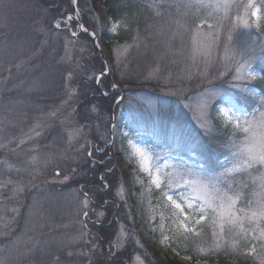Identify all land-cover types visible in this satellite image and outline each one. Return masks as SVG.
<instances>
[{
  "label": "trees",
  "instance_id": "1",
  "mask_svg": "<svg viewBox=\"0 0 264 264\" xmlns=\"http://www.w3.org/2000/svg\"><path fill=\"white\" fill-rule=\"evenodd\" d=\"M21 1L24 18L12 28L18 35H28L33 28L34 21H31V17L27 18L33 12H28L33 3L40 4L51 15L49 19L62 22V26L69 16L73 18L75 15L72 0ZM192 3L193 0H78L80 20H71L70 27L81 25L87 29V33H78L77 39L82 48L75 49L72 62L63 60L64 50L60 37L56 38V42L49 41V47L37 46L32 50L37 53V59L32 60L30 66H37L36 74L42 75L51 85L44 88L45 92L26 97L33 102L27 118L32 126L31 134L36 135L41 166L38 169L37 185L28 192L20 212L24 216L27 207H31L37 199L36 205L44 214L40 219L41 224H51L42 235H54L53 232H56L64 236V239L75 237L80 240L75 246L62 250V255H67L64 264H155L141 246L140 234L128 203L121 198L123 179L116 168L113 149L110 147V125L121 111L130 108L134 98L139 95L159 104L164 100L173 102L181 99L182 102H187L207 90L229 88L231 81H227L232 78V73L225 80H217L212 76L201 81L197 77L205 75L189 76L184 52L179 53V49L170 48L166 42L163 44V38L160 40L156 37L157 29L165 19L182 20L192 30L205 17L208 24L213 26L222 22V13H215L208 8L189 7ZM255 3L257 7H261L264 0H256ZM246 4V0H236L235 8L241 9ZM95 12L102 13L118 24L114 33H105L95 24ZM223 23L226 28L228 23ZM45 25H48V21ZM253 27L257 35L264 37V19L261 20L259 29L254 23ZM51 28L50 25L48 30ZM204 28L207 29L206 26ZM91 32L96 33L97 44L108 50L109 58L97 48L94 39L88 34ZM65 34H69V31ZM0 35L4 36L2 30ZM9 35L11 34L4 37ZM185 37L186 34L182 38ZM122 46H128L129 49L120 58L115 55V49ZM107 62L111 63V71ZM3 65L5 67L0 69V76L4 78L7 75V63ZM74 66L79 68L78 72L72 74L66 88L69 69ZM210 72L216 70L212 69ZM69 95L72 101L65 106L64 101ZM253 96L256 97L250 98L251 103H256L260 94ZM236 98L242 107L248 105L241 98ZM12 100H19V97L14 93L0 96L2 105ZM213 110L214 108L211 119L214 131L228 146L226 149L221 145L213 147L200 140L190 143L189 151L204 171L215 175L222 170L230 139H235L236 135L219 123ZM146 122L154 128L162 129L177 125L161 116L149 117ZM23 125L12 127L7 139L0 144L4 146L0 152V160L5 159L6 164L16 158L15 148L18 142L29 133L26 129L28 124ZM73 129L78 133L71 136ZM212 132L213 130L205 136H211ZM81 137L87 139L83 153L77 151ZM6 150H11V154L5 155ZM260 169L241 173L236 178L240 181L236 190L245 195V203L250 204L247 210L254 202L252 192L257 187ZM58 177H70V180L61 184L55 181ZM72 192L76 193L77 199L67 204L66 194ZM240 205L243 208L242 202ZM85 212L87 216L84 215ZM210 221L207 218L198 225L196 233L174 239L170 243L172 249L190 258L193 263L232 261L236 264H260V257L264 254V241L256 239V235L249 229L246 237L239 229L236 231L228 226L221 233L218 228H213ZM17 222L20 224L21 220ZM213 231L217 233L215 237L212 235ZM123 234L126 235L125 244L117 248ZM1 241L8 242L7 239ZM77 250L79 252L75 253L79 256L78 259L76 255H68Z\"/></svg>",
  "mask_w": 264,
  "mask_h": 264
},
{
  "label": "rangeland",
  "instance_id": "2",
  "mask_svg": "<svg viewBox=\"0 0 264 264\" xmlns=\"http://www.w3.org/2000/svg\"><path fill=\"white\" fill-rule=\"evenodd\" d=\"M21 2V0H0V31L2 30L4 36L8 33L11 34L8 37L0 35V69L5 67L3 63H7L6 77L0 76V96L14 93L16 97H19V100L9 101L5 105L0 104V144L7 139L12 127H20L27 123L26 129L29 132L18 142L17 148H15L16 158L11 159L7 164L5 159L0 160V264H64L67 255H62V250L68 246H75L80 240L75 239V237L64 239V236L58 235L56 232H53L54 235H42V232L48 230L51 224H41L40 219L44 217V214L41 208L36 205L37 199L34 200L31 207H27L24 216L20 212L28 192L37 185L38 169L41 166L39 164V151L36 147V135L31 134L32 126L27 118L33 102L26 97L45 92L44 88L51 85L42 75L36 74L37 66H30L31 61L37 59V53L32 52V50H35L37 46L49 47V41L56 42V38L60 37L64 50L63 60L72 62L75 49L82 48L77 35L85 28L81 25L75 28L70 27L71 20H80L77 11L78 0L73 4L75 15L71 20L67 19L64 26H62V22L49 19L51 15H48L40 4L33 3L28 9V12H33L27 17H31V21H34L33 28L28 35H18L13 32L15 29L12 30V28L19 25L21 20L23 21L24 12L20 7ZM227 2L230 5L236 4V0H227ZM246 2L248 4V0ZM246 5H243L241 9L230 7L227 14L224 9H212L215 13H222L223 17L220 23L221 27L217 29L219 39L215 45H211L207 39V29H200L201 35L196 37V52L193 51L195 30L182 23V20L167 19L165 21V19L163 20L164 23L160 24L157 29V39L163 38V44L166 42L165 44L170 48L179 49V53L184 52L189 76L205 75L202 78L197 77L201 81L212 76L217 80H225L227 75L232 73V78L227 81V83L231 81L228 85L229 88L226 90H207L187 102H182L181 99L173 102L164 100L163 103L159 104L139 95L134 98L130 108L121 111L119 117L115 118L110 125V147L113 149L115 165L123 178L121 198L128 203L137 232L140 234L141 246L155 264H236L232 261L193 263L190 258L172 249L170 243L174 239L192 232H186L184 228L179 226L181 221L173 214L172 206L165 202V198L161 194L163 184L162 188H157L152 182L153 177L157 174L160 175L162 181L170 176L174 185L183 186L187 182L199 179L205 182L216 181L221 188L231 187L233 190L239 191L236 190L240 184V181L236 180L237 176L261 168L257 176V187L252 192L254 202L249 210L247 209L250 204L245 203V195L239 191L241 199L237 202L236 208H240L242 202L247 215L239 213L240 219L235 221L232 229H236V231L239 229V232L245 237L248 235L249 229L251 233L256 235V239L264 241V235H262L264 233V216L260 214V206L264 205V188L260 186V177L264 175V165L255 163L246 170L225 175V170L231 168L237 159L235 154L247 143L248 134L242 131L233 133L232 127L228 125L223 115L218 111L219 108L227 106L225 100L230 98L231 102L242 113L249 114L248 118L251 119V114L255 113L260 107L261 101H264V84L250 80L245 81L246 70L241 68L237 71L238 64L244 62L241 54L245 53V49L251 43L248 30L243 28L245 19L252 23L253 36H257L253 27L254 22H252L251 17L245 15L248 11L244 7ZM237 15L240 17L239 22L236 20ZM46 21H48V25H45ZM93 21L103 32L108 34L114 33L119 27L118 24L106 18L102 13L95 12ZM223 22L228 23L226 28H224ZM57 23L60 25L59 28L56 27ZM233 24L238 26L232 29ZM50 25L52 28L48 30ZM230 30L232 41L229 44L228 55L230 57L235 56L234 61L225 59V44L228 43L226 35ZM67 31L69 34H65ZM93 33L95 32L89 34L91 38L97 37L96 33L94 36ZM185 34L186 37L183 39ZM259 37L260 39L256 41L253 66L257 71H264V49L259 46L264 44V37ZM96 46L107 58L110 57L105 47L99 44ZM128 49V46L117 47L115 55L121 58ZM11 65L16 67L13 68ZM107 66L111 71V63L107 62ZM78 69L75 66L69 69L70 76L67 78L66 88L69 86L72 74L78 72ZM212 69L216 72H210ZM221 73L224 74L221 75ZM253 94H260L256 103H251L250 98L256 97ZM236 97L241 98L242 102H247L248 105L242 107ZM71 101L72 97L69 95L64 101V105L70 104ZM170 103L175 105L172 106ZM212 108H214L213 114L219 123L224 128L229 129L233 135H236L235 139H230L231 143L229 149L226 150L227 157L223 161L222 170L215 175L204 171L189 151L190 143H197L200 140H204L213 147L221 145L226 149L228 146V143L223 142L214 131L211 119ZM152 116H161V118L170 120L177 125L168 126L167 129L166 127L163 129L154 128L146 122V119ZM212 130L211 136H205ZM77 133L73 129L71 136ZM86 143V137H81V143L77 148L79 153L84 152ZM3 147L0 145V152L3 151ZM4 152L5 155L11 154V150ZM69 180L70 177H58L55 181L63 184ZM181 190L194 194L191 188ZM76 199V193L66 194L67 204L75 202ZM174 199H176L175 196ZM185 211H189L186 205ZM253 212L256 215H252ZM210 217L211 213H209V220H211ZM19 220L21 223L17 224ZM184 223L192 227L190 220L184 221ZM125 236L123 234L119 238L117 248H121L125 244ZM1 239H7L8 242L1 241ZM227 241L230 240L227 239ZM75 252L79 251L69 252L68 255H76L75 257L78 259L79 256ZM260 264H264V254L260 257Z\"/></svg>",
  "mask_w": 264,
  "mask_h": 264
},
{
  "label": "snow or ice",
  "instance_id": "3",
  "mask_svg": "<svg viewBox=\"0 0 264 264\" xmlns=\"http://www.w3.org/2000/svg\"><path fill=\"white\" fill-rule=\"evenodd\" d=\"M72 3L75 4L76 0H72ZM188 6L216 10L224 9L226 14L230 7H237L234 4L230 5L227 0H224V2H221V0H215V2H212V0H193V3ZM244 7L248 9L245 15L251 17L256 28L259 29L260 22L264 19V15H262L264 4H262L261 7H257L255 0H248V4ZM68 19L71 20L72 17L69 16ZM239 19L240 17L237 15V22H239ZM59 26V23H57L56 27L59 28ZM205 26L207 27V39L211 45H215L216 41L219 39V32L217 29H219L221 25L219 23L215 26L208 24L207 17H205L200 24L196 25L193 38L194 52L197 50L196 37L201 35L200 29ZM237 26V24H233L231 27L235 29ZM243 28L248 30L251 43L248 45V48L245 49V53L241 54L244 62L238 64L237 71L241 68L246 70L245 81L250 80L255 83L264 84V71H257L253 66L256 41L259 40L260 37L258 35L255 37L253 36L252 23H250L248 19L243 21ZM84 31H87V29H84ZM73 35H75V33H73ZM92 35L94 36L95 33ZM226 41L228 43L225 44V59L234 61L235 56L230 57L228 55L230 51L229 44L232 41L231 30L228 31L226 35ZM259 46L264 49V44ZM223 74L224 73H221V75ZM225 104L227 106L219 108L218 111L223 115L228 125L232 127L233 133L242 131L248 134L246 137L247 143L235 154L237 159L233 162L231 168L225 170V175L246 170L255 163L264 165V101H261L260 107L255 113L251 114V119L248 118L249 114L242 113L235 104L231 102L230 98H226ZM257 129H259V131H257ZM88 154L91 155L90 152ZM189 174L191 175V172H189ZM152 182L157 188H162L163 184L161 194L165 198V202L170 203L172 206L173 214L181 221L179 226L184 228L186 232L196 233V225H200L201 221L209 218V213H211L210 219L213 228H219L221 233L224 231L225 226L231 229L235 225V221L240 219L239 213L247 215L244 208H236L237 202L241 199V193L233 190L231 187L221 188L216 181L205 182L198 179L196 181L187 182L186 185L182 186L179 184L174 185L170 176H167L166 180L162 181L160 175L157 174L153 177ZM260 186L264 188V175L260 177ZM183 188H191L194 194H189L187 191L181 190ZM174 196L176 199H174ZM84 203L86 205L87 200H85ZM185 205L189 210L187 212L185 211ZM260 214L264 216V205L260 206ZM84 215L87 216V212H85ZM252 215H256V213L253 212ZM189 220L192 227L184 223V221ZM212 235L215 237L217 233L213 231ZM262 235H264V233H262Z\"/></svg>",
  "mask_w": 264,
  "mask_h": 264
}]
</instances>
